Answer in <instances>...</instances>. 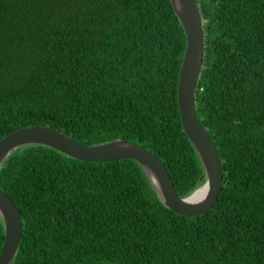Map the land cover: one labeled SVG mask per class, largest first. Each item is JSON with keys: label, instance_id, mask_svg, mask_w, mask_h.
<instances>
[{"label": "trees", "instance_id": "1", "mask_svg": "<svg viewBox=\"0 0 264 264\" xmlns=\"http://www.w3.org/2000/svg\"><path fill=\"white\" fill-rule=\"evenodd\" d=\"M198 2L196 106L223 163L216 203L181 215L134 159L23 145L0 168L24 226L12 264H264V0ZM186 44L172 0H0V140L31 125L85 145L127 139L190 195L207 176L177 98ZM5 234L0 215V253Z\"/></svg>", "mask_w": 264, "mask_h": 264}, {"label": "water", "instance_id": "2", "mask_svg": "<svg viewBox=\"0 0 264 264\" xmlns=\"http://www.w3.org/2000/svg\"><path fill=\"white\" fill-rule=\"evenodd\" d=\"M172 3L187 37L177 98L183 128L199 152L205 167L207 180L201 187L190 195L181 197L161 158L136 142L117 139L101 144L85 145L46 125L26 126L4 136L0 140V168L13 151L27 144L46 145L83 161L109 162L134 159L144 167L166 207L191 217L208 212L216 203L222 190L224 170L219 150L197 114L196 88L205 56L203 16L198 0H172ZM203 189L207 191L203 197H200ZM0 215L4 221L6 233L0 253V264H12L21 245L24 226L18 206L1 187Z\"/></svg>", "mask_w": 264, "mask_h": 264}, {"label": "bare ground", "instance_id": "3", "mask_svg": "<svg viewBox=\"0 0 264 264\" xmlns=\"http://www.w3.org/2000/svg\"><path fill=\"white\" fill-rule=\"evenodd\" d=\"M207 189H203L202 192L200 193V197H203L206 193Z\"/></svg>", "mask_w": 264, "mask_h": 264}]
</instances>
